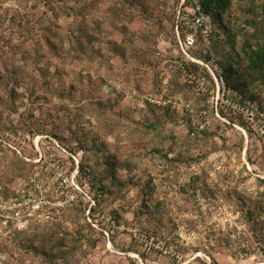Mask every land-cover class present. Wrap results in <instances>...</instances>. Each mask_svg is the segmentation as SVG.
I'll list each match as a JSON object with an SVG mask.
<instances>
[{"label":"rangeland","instance_id":"obj_1","mask_svg":"<svg viewBox=\"0 0 264 264\" xmlns=\"http://www.w3.org/2000/svg\"><path fill=\"white\" fill-rule=\"evenodd\" d=\"M230 3L211 54L246 65L264 0ZM177 7L0 0V264H264V144L165 104L203 106L174 62ZM62 237L65 256L39 250Z\"/></svg>","mask_w":264,"mask_h":264},{"label":"built area","instance_id":"obj_2","mask_svg":"<svg viewBox=\"0 0 264 264\" xmlns=\"http://www.w3.org/2000/svg\"><path fill=\"white\" fill-rule=\"evenodd\" d=\"M202 1L177 0L175 34L180 59L174 60V62L181 73L182 79L201 97L205 98L207 108L200 109V114L209 118L206 119L204 124H209L211 120L229 123L226 118L227 115L240 116L253 134L264 144V112L255 102L242 99L237 92L227 86L222 68L214 57L204 60L193 54L195 50L208 49L210 46L209 36L212 23L210 16L203 10ZM189 64L197 65L200 72L196 73L191 70L188 67ZM149 101L160 103L152 99H149ZM165 104L176 111L181 110L189 113L195 111V105L192 101L170 98L165 101ZM236 126L244 131L238 125ZM57 175L61 177L62 172L59 171ZM70 198L73 200L74 196L72 195ZM90 208L88 212H90ZM101 219L108 226L114 228L110 217L102 215ZM104 233L109 234L106 230H104Z\"/></svg>","mask_w":264,"mask_h":264},{"label":"trees","instance_id":"obj_3","mask_svg":"<svg viewBox=\"0 0 264 264\" xmlns=\"http://www.w3.org/2000/svg\"><path fill=\"white\" fill-rule=\"evenodd\" d=\"M230 5H231L230 0L202 1L203 10L210 16L212 23V30L209 36L210 46L208 49H198L193 51V54L195 56L202 58L204 60H208L210 59V57H214L211 54V39L213 34V24L215 25L218 23L220 29L227 28L223 25L224 24L223 14L228 8H230ZM263 13H264V9H263ZM175 19H176V14H175ZM227 36L230 37L231 35L227 34ZM253 46L255 49H253L251 51V54L248 57H246L247 60L246 65H242V63H239L238 61L230 58L229 56L226 57V61L224 62L220 61L216 57L214 58L217 60L220 67L222 68L223 76L225 78L227 86L233 89L235 92H237L242 99H249L255 102L259 106V108L264 112L263 108L256 101L258 99L257 95L253 93V91L251 90L255 82L259 79L264 85V40L255 37ZM188 67H190V69L196 73L200 72V68L195 64H189ZM196 94L200 96V94H198L197 92ZM200 99L201 101H203V106H201L200 109L207 108V103L205 101V98L200 96ZM200 109H196L191 114L199 116L200 119L203 121V127H204L206 126V124L204 123L206 119L209 117L201 115ZM236 117H239L240 119H242V121H244L243 118H241L240 116H236ZM18 163L21 164L24 162L21 159H19ZM101 188H102L101 190L105 189V187H101ZM96 206H99V203H96ZM96 206H91L90 213L93 214ZM36 237L39 238V236ZM62 242H64L63 237L58 241H55L54 244H50L49 246L45 245V247L39 248V250L42 252V254H44L47 257L57 258L59 256H65V255H59L65 252L64 251L65 246L62 244Z\"/></svg>","mask_w":264,"mask_h":264}]
</instances>
